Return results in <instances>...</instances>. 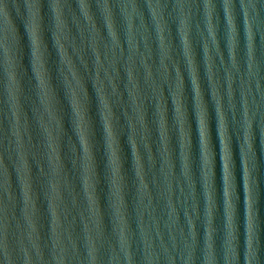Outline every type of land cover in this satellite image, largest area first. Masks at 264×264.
Segmentation results:
<instances>
[{
	"label": "water",
	"instance_id": "1",
	"mask_svg": "<svg viewBox=\"0 0 264 264\" xmlns=\"http://www.w3.org/2000/svg\"><path fill=\"white\" fill-rule=\"evenodd\" d=\"M32 2L9 0L8 20L0 17V38L6 30L9 48L5 54L0 44V237L6 222L13 264H26L28 256L31 264H57L55 256L61 254V249L65 264H93L90 255L93 245L95 264H128V253L132 255V264H206L209 253L213 264H249L250 255L251 264H264V0H233L234 33L228 23L224 0H213L212 32L205 0H158L163 5L158 10V18L148 7V0H137L140 6L137 11L127 9L132 13L131 32L122 7L130 0H109L119 39L115 47L107 27L105 0H90L89 16L100 31L95 48L94 29L78 0H67L71 7L61 10L65 21L63 32L56 27L53 0H39L38 9L29 8ZM185 15L188 21L183 34L180 29ZM33 22L41 38V47L38 42L36 49L29 32ZM57 33L85 84L84 90L77 88L81 141L75 131L76 116L68 81L72 87L77 86L62 61L59 45L55 44ZM129 68L134 81L128 77ZM36 70L45 85L48 76L51 77L54 94L49 93V104L55 120H51L41 101ZM10 73H14L15 82ZM97 73L113 104L123 100L114 109L119 118L116 128L128 171L123 204L114 192L109 194L103 179L107 140L98 116ZM113 81L117 85L115 94ZM178 83L181 90L176 99L185 120L182 140L173 99ZM214 85L219 92L220 109L213 97ZM132 88L147 106L152 152L157 161L155 168L144 143V129L134 111L129 91ZM161 89L166 100V128L175 165L170 176L164 168L163 139L155 110ZM202 93L211 138L210 174L203 161L196 108V94L202 98ZM125 109L136 124V139L148 182L146 193L141 191L139 180L132 172L128 143L132 128L124 116ZM220 110L229 136L230 156L225 157L219 136ZM45 125H48L50 144ZM182 143L189 152L187 175ZM94 152L95 166L92 164ZM53 158L61 166L59 175L53 174ZM37 161L44 167V176L40 175ZM87 163L89 185L93 168L101 177L97 186L99 200L95 205L88 199L83 182ZM224 163L229 170L228 183L224 179ZM5 167L8 191L3 186ZM66 174L74 191L68 186ZM53 180L60 186L55 216ZM229 218L235 237L231 242ZM30 220L36 225L35 231ZM121 230L128 238L127 248L121 243ZM208 235L212 237L211 249ZM0 264H6L2 247Z\"/></svg>",
	"mask_w": 264,
	"mask_h": 264
},
{
	"label": "clouds",
	"instance_id": "2",
	"mask_svg": "<svg viewBox=\"0 0 264 264\" xmlns=\"http://www.w3.org/2000/svg\"><path fill=\"white\" fill-rule=\"evenodd\" d=\"M79 2V7L84 10V16L87 18V21L89 24L92 25L94 29V34H93V46L95 48V45L97 43V39L99 38L100 31L97 25L93 22V17L89 16V8H90V0H78ZM71 7L70 4L67 3V0H53V3L51 7L55 11V23L56 27L60 30V32H63L65 28V21L61 18L62 15V8L64 7ZM194 7L195 5H191ZM40 7L39 0H33L32 3L29 4L30 9H38ZM124 8V14L127 17L128 20V26H129V31L131 32L132 30V13L128 12L127 9L131 7V9L135 12L139 9V3L137 0H130V3H126L122 5ZM148 7L152 9V14L154 16H157L158 18V10L163 7L162 4H160L157 0V3H153L152 0H148ZM181 8L184 7V5H180ZM205 7L208 10V18H209V31L212 32L211 27H210V21L212 18V11L215 7L213 0H205ZM224 7L228 11V23L231 26L232 32L234 33L235 31V26L233 25V20H234V15H233V0H224ZM245 9L247 10L248 5H244ZM103 8L105 9V13L107 16V27L109 30L110 37L112 41L114 42L113 47L115 45L119 44V39H118V34L116 31V28L114 26V20H113V13H112V6L109 2V0H105L103 4ZM33 18L35 19L36 12L33 11L32 13ZM0 17H2L5 21L8 20L9 17V0H0ZM188 21V15H185L184 18L181 20V32L184 34V25ZM29 32L31 33V43L35 45V49L37 46V43L39 42V46L41 47V38L37 34V25L33 22L29 26ZM215 38V36H213ZM132 37L130 36L129 39ZM55 44L59 45V53L62 58L63 63L67 64L69 70L71 71L72 77L75 78L76 86L77 87H72L71 86V81H68L69 84V91L71 93V106L74 110L75 116H76V125H75V131L78 133L79 140H82V135L79 132V124H80V112L77 110V88L80 90L85 89V84L83 82V78L81 75L77 72L76 67L73 63L72 58L69 56L66 47L64 43H62V37L59 33H57L54 37ZM0 44H3L4 47V52L7 54L9 52L8 44H7V32L5 30L4 36L0 38ZM184 44V51H187V39L183 41ZM233 46V45H232ZM77 52L79 53V49H77ZM205 52H208L207 45H205ZM194 55V54H193ZM96 56L97 60L99 62V52L96 51ZM81 60H83V56L81 55ZM211 59V56L209 54L208 57V66H209V61ZM114 63V62H113ZM233 63L235 64V56L233 55ZM189 64L191 65V58H189ZM99 67V63H98ZM177 71V74H179V71ZM13 82H15V75L14 73H10ZM128 77L130 80L134 81L135 78L133 77L132 70L129 68L128 70ZM149 77H151V71H149ZM36 79L38 81V87L42 90V95H41V101L45 105V110L47 111L49 117L51 120H55L56 116L54 114V111L52 107L49 104V93L54 94V88L50 86V80L51 77L50 75L48 76V84L45 85L43 81L40 80L39 77V72L36 70ZM65 80H68L67 76L64 77ZM111 79V77H110ZM231 79V78H230ZM193 80V77H192ZM113 88V93L115 94L117 92V85L115 81H113L112 84ZM181 90V85L180 83L177 84V91L173 93V99L175 100V112L180 120V131H181V140L184 136V124L185 120L182 117L181 113V107L180 105L177 104V93L180 92ZM131 93V99L133 104L135 105L134 111L138 114V119L140 125L143 127V138H144V143L146 148L149 151V160L151 162V165L153 168L156 166V157L155 154L152 152V142H151V128L149 127V121L147 119V106L144 105L139 98L137 97V93L135 88L129 89ZM96 92L98 94V116L101 121V125L106 132V158H105V173H104V183L107 186V190L109 194L113 193L119 198V203L123 204L124 202V190L127 188V183H128V171L125 167V157L123 155V148L120 146V140H119V135L117 132L116 124L118 122V117L116 116L115 113V107L122 105L123 100L122 98L117 101V104L114 105L113 102L110 100L109 96L105 94V87L103 81L99 79V74L97 73L96 76ZM158 101L155 104V110L156 113L158 114L159 120H158V130H159V135L163 139V151H164V168L168 171V175H171V171L174 168V162H173V149L171 146V137L169 135L168 129L166 128V100L164 96L163 89L160 90L158 94ZM213 97L216 100V105L217 108L220 109V97H219V92L217 91L215 85L213 88ZM81 101V100H80ZM196 108H197V115H198V120H199V137L203 146V161L205 168L207 170V173H211V161L209 157L212 154V149H211V138H210V128H209V120H208V110L207 107L204 103L203 100V93H202V98H198L196 94ZM183 111H184V105H183ZM124 116L128 120V122L131 125L132 128V134L128 137V143L130 145V149L132 152V160H131V168L132 172L134 174V177L138 178L139 184H140V189L142 192L146 193L148 191V182L145 178V166L144 163L142 162V156L141 152L139 149L138 141L136 139V124L133 121L132 116L128 113L127 109L124 110ZM92 124V134H91V142L93 146V151H94V141L92 137L94 136V127L93 123ZM206 129H207V144L205 142V136H206ZM45 130L47 131L48 134V140L50 144V133H48V125H45ZM219 136L221 140L223 141V154L224 157L225 155L230 156V148H229V136L227 132V126L225 123V117L224 113L222 110H220L219 113ZM115 143V147H114ZM181 147L183 149V158H184V174H188V167H189V152L186 151L185 146L183 143L181 144ZM85 159L86 161L88 160L87 152L85 150L84 152ZM37 164L40 167V175L44 176V167L42 164H40L39 161H37ZM53 174L54 175H59L61 166L59 163H57V160L53 158ZM92 164L95 166V152H94V158L92 159ZM78 171V169H77ZM228 167L227 164L224 163V179L228 183ZM85 175L83 177V182H84V187L87 190V196L88 199L95 205L98 203L99 200V195L97 192V186L101 182V177L98 173H95L94 168L91 173V180L92 184L89 185L88 179H89V167L88 163L85 166L84 169ZM245 176H246V170H245ZM4 181H3V186L5 191H8L9 189V180H8V171L7 168H4ZM66 179L68 180V186L70 190L74 191V186L70 180V178L67 177L66 174ZM89 187H91V193L89 192ZM206 187H210V184H206ZM28 184L25 182L24 184V194L26 196ZM169 190H171V181L169 180ZM51 192H52V209H53V215L55 216V201L56 199L60 196V186L59 183L55 180L51 181ZM212 194V193H211ZM210 198V196H209ZM32 230H36V225L32 224L31 220L29 221ZM123 223V220H122ZM229 242H231L235 237L232 235V231L234 229L233 223L231 221V218H229ZM55 231V225L54 229ZM121 243L125 248H127L128 245V238L124 235V231L121 230ZM208 247L211 249L212 247V237L211 235H208ZM34 246L35 241L33 242ZM57 247H59V241L57 240ZM0 247L3 248V256L5 258L6 264H13L12 261V256L9 252V247H8V240H7V223L5 222L4 224V233L3 236L0 237ZM37 251L39 252V248L37 246ZM27 254V250H25ZM90 255L92 258L93 264H95L96 261V248L93 245L90 249ZM115 258V257H114ZM55 259L57 261V264H65V257L63 256V249H61V254L55 256ZM127 261L128 264H132V255L131 253H128L127 255ZM26 264H31V256L27 257ZM206 264H213V258L211 253L206 258ZM249 264H251V255L249 256Z\"/></svg>",
	"mask_w": 264,
	"mask_h": 264
},
{
	"label": "snow or ice",
	"instance_id": "3",
	"mask_svg": "<svg viewBox=\"0 0 264 264\" xmlns=\"http://www.w3.org/2000/svg\"><path fill=\"white\" fill-rule=\"evenodd\" d=\"M249 247L251 248V243L249 244Z\"/></svg>",
	"mask_w": 264,
	"mask_h": 264
}]
</instances>
